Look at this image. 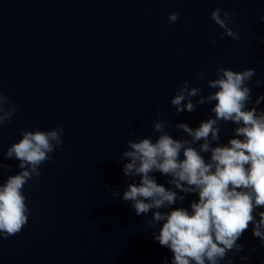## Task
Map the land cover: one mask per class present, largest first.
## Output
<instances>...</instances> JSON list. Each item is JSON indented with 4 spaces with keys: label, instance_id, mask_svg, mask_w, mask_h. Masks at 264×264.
Masks as SVG:
<instances>
[{
    "label": "water",
    "instance_id": "water-1",
    "mask_svg": "<svg viewBox=\"0 0 264 264\" xmlns=\"http://www.w3.org/2000/svg\"><path fill=\"white\" fill-rule=\"evenodd\" d=\"M216 8L235 11L239 40L222 37L210 18ZM172 12L175 23L167 19ZM261 16L264 0H0V91L17 106L0 129V161L12 166L0 183L19 171L2 154L21 130L64 129L62 147L24 188L28 223L0 239V264H171V251L153 236L160 225L145 223L151 213L137 216L105 185L123 193L131 182L120 153L129 139H156L157 109L174 138L183 135L176 123L195 128L212 115V105L176 114L170 100L185 80L197 86L202 71L213 79L217 67L254 68L252 101L264 95V83L256 87L264 82ZM201 87V95L214 91L206 81ZM235 126L221 122V143ZM193 200L198 195H186L173 208ZM238 243L245 250L229 253L233 264H264L251 226Z\"/></svg>",
    "mask_w": 264,
    "mask_h": 264
},
{
    "label": "clouds",
    "instance_id": "clouds-1",
    "mask_svg": "<svg viewBox=\"0 0 264 264\" xmlns=\"http://www.w3.org/2000/svg\"><path fill=\"white\" fill-rule=\"evenodd\" d=\"M235 15V11L220 8L211 12V20L223 29L222 37L240 39L239 31L231 27ZM167 19L175 23L179 14L172 12ZM259 20L264 23V16ZM255 76L254 68L217 67L213 79L200 72L197 86L185 80L170 100L176 114L212 105V115L195 128L176 123L175 129L183 135L174 138L157 109V118L151 123L156 139H129L120 153V160L125 161L123 174L131 182L126 181L123 193L105 185L114 199L130 203L137 216L151 213L145 223L148 228L160 225L153 236L171 251V264H233L229 253L235 256L245 250L238 241L250 226L253 237L264 246V211L257 213L258 208L264 209V109L259 108L264 95L252 101L249 84ZM205 81L214 91L201 95ZM262 83L256 80V87ZM193 98H197L195 102ZM16 111L17 106L0 91V129L12 121ZM221 122L236 125L226 143L220 142ZM63 135L62 127L21 130L19 141L3 152V159L18 161L19 171L0 183V239L19 234L27 225L30 208L24 188L41 176V165L50 162L51 154L62 147ZM11 167L0 161V176ZM156 174L167 178L168 187L157 182ZM189 194L198 195L190 208H173ZM241 259L247 261L248 257Z\"/></svg>",
    "mask_w": 264,
    "mask_h": 264
}]
</instances>
